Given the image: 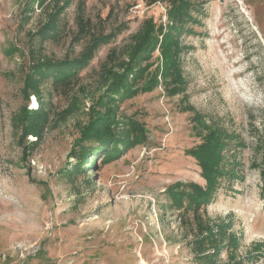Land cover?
Wrapping results in <instances>:
<instances>
[{"label": "rangeland", "instance_id": "obj_1", "mask_svg": "<svg viewBox=\"0 0 264 264\" xmlns=\"http://www.w3.org/2000/svg\"><path fill=\"white\" fill-rule=\"evenodd\" d=\"M81 1L91 33L76 40ZM188 1L177 36L183 89L162 82L158 45L134 80L143 87L160 68L158 84L115 101L116 131L138 139L106 163L102 152L82 158L76 141L93 108L104 110L106 68L128 58L145 21L175 23L171 0H70L56 38L40 33L53 0H0V264H264V0ZM118 28L68 87L48 80L40 98L25 95L38 58L79 57L93 34ZM40 101L48 121L36 136L22 111ZM209 128L224 134V173L208 201L177 206L175 183L208 187L189 150Z\"/></svg>", "mask_w": 264, "mask_h": 264}, {"label": "trees", "instance_id": "obj_2", "mask_svg": "<svg viewBox=\"0 0 264 264\" xmlns=\"http://www.w3.org/2000/svg\"><path fill=\"white\" fill-rule=\"evenodd\" d=\"M36 1V0H34ZM46 0H38L41 5H48ZM70 0H53L52 9L48 13L47 22L43 24L40 33L43 38L52 36L56 38L59 33L58 21L63 11L66 9ZM172 6L169 9L168 16L175 23L165 28L163 24H157L153 18L145 21V25L134 36V40L128 49V58L118 61L115 66L107 67V78L109 81L105 93L100 97L98 105H102L104 110L93 108L89 121L84 125L80 137L76 143L83 151L82 158L90 159V154L94 151L104 153L103 160L106 163L112 162L121 153L119 143L133 145L137 141L136 138H131L130 133L124 135L116 131L118 122L115 120L116 106L115 101L118 95L122 97H132L139 92H147L152 90L158 84L160 68L155 71L150 81L145 86H136L134 80L136 77L142 76L146 66L142 63L149 59L156 47L162 51L164 58L163 70L161 72L162 82L167 85L171 83L178 84L174 88H168V91L175 92L179 88L183 89V77L181 73V65L179 62V42L177 36L181 31L180 22L184 21L187 8H189L188 0H171ZM51 6V4H49ZM84 3L81 1L78 7L79 14L77 17L80 20L79 31L75 36L79 40L85 34L91 33L90 19H85L82 16ZM121 32V28L112 30L109 33L93 34L90 43L86 46L84 52L79 57L67 58L64 60H54L49 57H40L33 62L31 70L26 74L23 92L29 98L30 95L41 97V84L45 81L52 80L56 86L68 87L75 79L78 71L84 68L93 59L95 52L103 44L110 42L116 35ZM160 35L162 38L160 39ZM113 50L109 57L115 55ZM98 107V106H97ZM23 119L27 122L26 131L30 134L40 135V129L44 122L48 121V112L46 102L40 101L39 109L30 110L27 107L22 111ZM135 129V128H134ZM226 135V134H225ZM223 132L220 129L209 128L205 142L189 150L190 154L197 157L204 169V176L208 179L207 189H203L196 183H189L187 186L183 183H175L168 190L172 200L177 206H183L185 200H188V206L194 205L195 202L202 203L209 200L210 195L217 189L219 177L224 173L222 166V152L226 148L227 143L223 141ZM91 142L89 145L87 142ZM264 149V147H261ZM221 154V156H220ZM78 156V154H77ZM92 162L95 165L96 159ZM86 160L80 161L77 164V169L85 170ZM232 178L240 179L242 175L237 172H232ZM188 189L186 190V187ZM211 233V231H210ZM210 233L208 235H210ZM213 233V232H212ZM214 234H212V237ZM210 244H217L215 238L209 239L203 237ZM204 241V240H202ZM240 263V262H238Z\"/></svg>", "mask_w": 264, "mask_h": 264}]
</instances>
